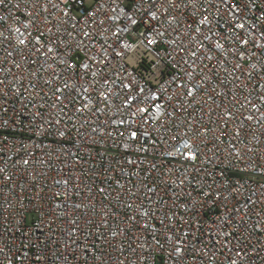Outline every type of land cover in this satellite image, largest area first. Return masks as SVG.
I'll return each mask as SVG.
<instances>
[{
    "label": "built area",
    "instance_id": "built-area-1",
    "mask_svg": "<svg viewBox=\"0 0 264 264\" xmlns=\"http://www.w3.org/2000/svg\"><path fill=\"white\" fill-rule=\"evenodd\" d=\"M0 264H264V0H0Z\"/></svg>",
    "mask_w": 264,
    "mask_h": 264
},
{
    "label": "snow or ice",
    "instance_id": "snow-or-ice-1",
    "mask_svg": "<svg viewBox=\"0 0 264 264\" xmlns=\"http://www.w3.org/2000/svg\"><path fill=\"white\" fill-rule=\"evenodd\" d=\"M153 19H155V14L154 13H149ZM129 19L131 20L132 23H136V21L134 19H131V17H129ZM240 27H243V25H240ZM21 43H24L23 40H21ZM149 43H153V41H149ZM49 51H51V49H49ZM133 136H135V133H133Z\"/></svg>",
    "mask_w": 264,
    "mask_h": 264
}]
</instances>
